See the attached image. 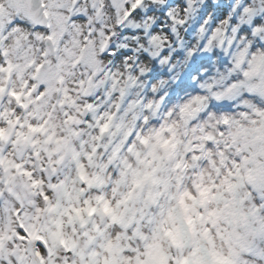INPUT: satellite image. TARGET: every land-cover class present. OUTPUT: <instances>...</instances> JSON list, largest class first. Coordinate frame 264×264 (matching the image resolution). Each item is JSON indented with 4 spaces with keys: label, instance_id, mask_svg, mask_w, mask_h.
Returning a JSON list of instances; mask_svg holds the SVG:
<instances>
[{
    "label": "clouds",
    "instance_id": "obj_1",
    "mask_svg": "<svg viewBox=\"0 0 264 264\" xmlns=\"http://www.w3.org/2000/svg\"><path fill=\"white\" fill-rule=\"evenodd\" d=\"M71 2L32 0L36 21L51 23L58 40L63 31L60 18L70 14ZM213 3L227 9L219 26L225 31L235 27L237 32L229 34L232 46L225 48L223 57H217L208 67H201L196 57L204 51L199 37L211 28L210 23L201 24L198 16L189 17L180 4H172L171 0H145L143 8H155L156 12L140 19L124 17V5L119 0H97L96 12L89 11L90 19L76 22L77 38L91 24L97 33L114 38L108 43L117 45V53H131L121 61H105L101 57L108 49L100 43L93 47L90 41L92 62L87 71L104 73L97 88L99 106L111 101L121 109L114 113L109 133L101 140H92L91 136L99 133L89 129L83 130L87 136L69 134L72 123L65 122L64 112L75 115V110L63 93H48L37 103L24 97L29 107L23 110H17V102L8 95L12 90L25 92L36 75L34 61L50 65L58 55L66 57V43L50 45L45 41L42 46L33 41L26 58L17 53L11 41L4 45L9 54L0 55V61H10L11 71L0 72V85L7 90L0 100V127L8 137L0 140V150L6 157L19 155L17 149L23 144L14 146L11 140L23 133L30 137L28 147L34 151L47 149L54 156H64L58 211L81 210L101 264L106 255L111 259L112 254L105 251L109 242L123 249L116 253L119 264H173L197 249L207 250L208 254L213 250L227 252V244L217 232L224 221L221 218L214 223L218 217L211 213L222 216L233 196L229 184L240 183L241 175L246 179L252 170H264V0ZM0 4L8 10V0H0ZM85 8L91 9L88 0L80 4L81 10ZM161 10H170L175 21L158 24L163 19L157 14ZM180 21L187 24L181 33L184 44L174 47L173 36L163 28L178 31ZM240 28L246 30L240 34ZM100 38L97 35L93 41ZM144 55L148 59H142ZM222 59L227 60L223 66ZM69 70L66 63L50 74L58 80L64 71L69 82L72 76L80 78L79 69L72 76L67 75ZM153 72L157 73L154 79L149 75ZM130 78L135 89H127ZM121 87L130 93V101L125 96L122 102L115 95L113 89ZM73 99L81 110L90 102L82 94ZM53 100H64L66 107L56 104L53 111ZM17 117L23 127L16 126ZM45 120L48 122L43 132H30L29 124L38 127ZM32 141H36L34 147ZM57 147L61 149L59 154ZM89 154L91 160L87 159ZM238 157L247 158L239 169L233 165ZM229 168L237 175L230 176ZM81 173L90 184L80 180ZM105 204L114 213H105ZM91 207L97 209L93 216L88 215ZM113 214L125 220L135 217V232L128 235L118 222H113ZM230 227L236 232L235 226ZM63 231L68 238L74 235L67 220Z\"/></svg>",
    "mask_w": 264,
    "mask_h": 264
},
{
    "label": "snow or ice",
    "instance_id": "obj_2",
    "mask_svg": "<svg viewBox=\"0 0 264 264\" xmlns=\"http://www.w3.org/2000/svg\"><path fill=\"white\" fill-rule=\"evenodd\" d=\"M119 2L123 3V16L128 19L150 17L156 12L155 8L146 10L143 8L145 0H119ZM82 3L84 0H72L70 14L60 18L63 31L60 33L59 40L51 23L44 25L36 21L32 0H8L7 11H5V6L0 4V41L3 42L0 44V55L8 56V49L4 45L9 41L12 42L17 53L25 58L33 49V41L42 46L45 41L50 45L66 43L67 46L63 48L66 57L58 55L50 65L34 61L33 71L36 75L31 84L26 86L25 92L12 90L8 95L17 102V110H23L29 107V103H25L24 97H28L31 103H37L43 101L48 93H63L66 99H71V106L75 110V115L67 110L64 112L65 122L71 121L72 123V127L68 129L69 134L77 137L87 136L88 133L83 130L89 129L99 133V135H92V140H101L106 133H109L114 113L121 109L118 105H112L111 101L103 107L99 106L100 101L97 97L100 96V93L97 88L100 87L99 81L104 73L96 75L87 71L88 65L92 62L90 41L93 42V47L96 43H100L108 49L103 52L101 57L105 61H121L131 53L123 50L117 53L115 51L117 45L108 43L114 38L110 35L97 33L91 24L88 31L83 32L77 38L74 31L76 22L89 20V11L96 12L98 6L97 0H88L91 9L81 10L80 4ZM171 3L180 4L182 10L189 17L198 16L201 24L207 21L211 25V28L204 31L199 37L200 48L204 50L202 55L196 57L200 66L208 67L217 57H223L225 48L232 46V42L228 38L229 34L237 32L235 27L225 31L219 26L225 19L227 9L219 4H214L213 0H171ZM157 14L163 18L158 21L161 26L166 22L170 24L175 21L170 10H161ZM231 23L234 25L236 21L233 20ZM177 28L178 31L168 27L163 28L165 32H169L173 36L174 47L184 44L181 33L185 32L187 24L180 21ZM26 29H30V31H26ZM245 30V28H240V34ZM152 31H157V29L153 28ZM191 31L189 30V33ZM97 35H100V40L93 41ZM191 46V44L188 45L189 48ZM167 54V52L164 53V55ZM44 55L48 56V53L44 52ZM141 58L146 60L148 56L144 55ZM66 63L70 69L67 71L68 76H72L79 69L80 78L78 80L72 76L71 82H69L65 78L64 71H61L58 80L50 74L54 69L60 70V65ZM226 63V59L221 60V66ZM10 71L11 62L0 61V72ZM156 74V72L149 73L153 79ZM38 80L42 82L36 87ZM104 87L107 88L108 85L105 84ZM135 87L136 85L131 82L130 78L127 89H135ZM127 89L121 87L118 91L115 89L113 91L115 95L121 97L122 102L125 96L130 101L132 97ZM6 91L0 85V100L3 99ZM78 94H82L90 101L83 110L73 99ZM105 98L107 97L101 99ZM56 104H59L61 108L66 107L64 100H53V111H55ZM109 107H111V111L108 110ZM47 122L45 120L38 127L34 123L29 124L28 128L31 133H40L45 130ZM8 123L12 124L13 122L9 120ZM15 124L19 127L24 126L19 117L16 118ZM4 139H8V137L5 135L4 128L0 127V140ZM29 140L30 137L23 133H19L17 139L11 140V144L14 146L23 144L17 149L19 153L17 156L6 157L4 151L0 150V264H101V261L97 259L99 252L94 250V237L85 228L88 221L81 214V210L74 208L71 211L67 209L58 211L59 188L63 182L62 173L65 170L63 167L65 165L64 156H54L47 149L34 151L33 148L28 147ZM83 142L81 139V143ZM35 143L36 141H32L33 147ZM57 143L59 144V141ZM55 151L59 154L60 147H57ZM87 159L91 160L92 156L87 155ZM246 160V157L243 160L238 157L233 161V165L239 169ZM228 172L230 176L237 175L232 168H229ZM80 180L87 184L91 183L83 173L80 175ZM225 182L227 183V179ZM229 188L233 190V196L231 201L225 205L222 216H218L217 212L211 213L212 216L218 217L214 223L221 218L224 221L221 229H217V232L220 238L226 242L227 252L213 250L208 254L207 250L197 249L179 261L174 260L173 264H264V170H252L246 179L241 175L240 183L229 184ZM54 193L57 194L56 197H54ZM96 211L95 207H91L88 209V215L93 216ZM104 211L105 213H114V209L109 204L104 205ZM112 219L114 223L118 222L128 235L135 232V217L125 220L113 214ZM65 220L69 223V231L74 233L71 238H68L63 231ZM77 220L79 224H77ZM230 226H235L236 232H233ZM97 230H99V226H97ZM105 251L112 255L111 259L106 255L103 264H119L116 253L123 251L122 248L109 242ZM162 264H166V262H162Z\"/></svg>",
    "mask_w": 264,
    "mask_h": 264
}]
</instances>
